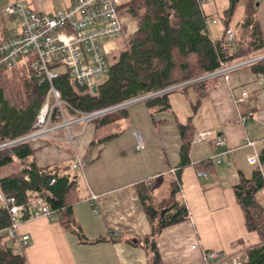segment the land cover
Instances as JSON below:
<instances>
[{
  "label": "crops",
  "instance_id": "obj_1",
  "mask_svg": "<svg viewBox=\"0 0 264 264\" xmlns=\"http://www.w3.org/2000/svg\"><path fill=\"white\" fill-rule=\"evenodd\" d=\"M14 1L0 0V43L8 31L18 29L16 19L3 14ZM25 1L37 12L52 14L67 10L73 0ZM132 1L123 0V5ZM216 1L202 6L206 15L216 17L227 7V0L220 9ZM259 2L257 17L264 35V0ZM206 7L214 13L210 9L207 13ZM120 15L129 21L130 32L136 31L137 25L129 16L122 10ZM207 32L213 38L221 37L223 27L219 22L207 27ZM120 41L122 50V36L112 42V48ZM250 64L211 78L204 86L179 90L197 82L193 81L173 90L176 92L169 91L173 93L168 97L167 111L153 114L144 100L126 107L125 116L117 121L102 125L89 122L84 124L83 132L82 124L81 131L73 125L77 131L71 135L76 140V151L72 153L45 144V139L32 140L38 152L4 168L1 177L20 172L25 166H74L80 161L82 167L78 169L79 201L72 209L75 229L66 230L58 221L46 217L22 222L19 234L31 238L23 251L27 264H152L145 244L151 226L138 186L144 185L161 201L169 197L173 179L178 176L181 200L191 218L162 230L156 237L162 264H245L246 251L262 243L258 233L248 231L234 190L240 173L250 179L255 170L249 164L254 150L246 142L257 143L259 152L264 146V75L252 72ZM242 92H247L249 99L239 107L236 100ZM249 112L254 117L241 123L240 116ZM190 118L195 136L211 131L216 137L222 135L225 145L217 149L212 142L192 144L190 165L182 167V137L177 122L185 123ZM137 133L144 141L142 151L136 150ZM225 151L231 153L217 164L214 156ZM208 160L214 164L213 170H199L198 165ZM202 172L208 177H200ZM93 195L97 200L92 199ZM257 200L264 208V190ZM207 252L219 253L220 260L208 262Z\"/></svg>",
  "mask_w": 264,
  "mask_h": 264
},
{
  "label": "trees",
  "instance_id": "obj_2",
  "mask_svg": "<svg viewBox=\"0 0 264 264\" xmlns=\"http://www.w3.org/2000/svg\"><path fill=\"white\" fill-rule=\"evenodd\" d=\"M202 0H134L121 4L119 10L127 14L137 25L130 32L129 21L124 18L123 48L115 62L109 65L105 82L92 92L85 87H71L66 72L54 82L61 99L69 104L63 109L71 118L104 111L124 103L152 96L144 102L153 114L170 109L171 93L158 94L167 89L195 81L221 69V64L232 66L254 60L264 55V35L258 21L259 0H227V7L216 18L223 27L221 37L207 32L206 15ZM239 7L243 16L235 23ZM232 29L234 41L227 42L225 33ZM19 68L30 80L25 81V107L11 105L0 88V146L17 141L34 133L36 118L46 101L47 84L39 85L27 64ZM255 74L264 75V60L249 65ZM211 79L180 88L200 87ZM123 108L91 122L98 125L111 123L125 116ZM55 124L61 122L58 111L53 114ZM182 146L181 166L190 165L189 157L195 130L191 118L177 122ZM59 125V124H57ZM32 141L13 144L0 149V170L30 159L37 150ZM260 160L264 169V146ZM52 164L42 167L25 166L20 172L0 178V193L14 197L19 204L31 205L41 197L58 215V222L66 229L76 228L73 205L79 201L80 172L74 166ZM210 160L198 165L202 171H211ZM55 181L52 184V181ZM141 201L151 226V234L145 240L151 254L152 264H162L156 237L162 230L187 222L190 212L181 200L180 178H174L169 197L157 201L153 192L144 185L138 186ZM237 202L242 208L249 232L259 234L262 243L246 251L245 264H264V208L259 204L258 194L264 190V177L255 168L250 179L242 173L234 187ZM29 210L24 219L29 217ZM10 216L0 208V264H27L24 252L17 242L8 237Z\"/></svg>",
  "mask_w": 264,
  "mask_h": 264
},
{
  "label": "built area",
  "instance_id": "obj_3",
  "mask_svg": "<svg viewBox=\"0 0 264 264\" xmlns=\"http://www.w3.org/2000/svg\"><path fill=\"white\" fill-rule=\"evenodd\" d=\"M208 1L214 0H202L201 7ZM122 3L123 0H73L71 6L65 11L44 14L33 10L25 0H15L3 10L4 15L16 19L18 29L8 31L0 43V72L12 71L27 64L39 85L47 84L49 86L46 101L33 126L35 131L29 135L30 141L43 139L47 134L62 127L69 130L71 126L79 122L88 121L84 123L87 124L104 116H96L95 113H92L67 122L63 108L70 106L61 99V94L56 89L54 82L59 79L62 72L67 73L68 83L71 87H85L89 92H92L98 84L105 82L110 65L112 42L124 33V21L119 10ZM218 23L219 21L214 17L206 19L207 27ZM225 37L227 42H233V30H227ZM250 63L252 60L232 66H225L222 63L220 70L204 76L203 80L225 76ZM170 89L165 91L169 92ZM248 99L249 94L242 92L236 103L239 107H243ZM138 101L139 99H136L124 103L126 106L123 108ZM55 111H58L64 120L62 126H50ZM253 117L254 114L251 112L244 113L239 120L241 123H245ZM136 137V150L142 151L145 147L143 138L139 133L136 134ZM71 138L74 140L73 137ZM14 142L1 145L0 149L13 145ZM211 142L217 149L225 145L224 137L222 135L216 137L211 131H201L193 140L194 145ZM246 145L254 150L253 155L249 158V164L258 168L264 177L260 153L256 148L257 143L248 141ZM230 153V151L219 152L213 160L220 164L223 157ZM191 165H195V163H191ZM81 167L80 161L74 165L75 169ZM199 176L207 178L208 174L202 172L199 173ZM54 183L53 180L52 184ZM92 199L97 200V196L93 195ZM0 208L7 211L10 216V226L7 230L9 239L17 242L18 250L22 252L29 246L31 240L29 235L19 234L20 226L24 220L46 217L50 221H58L56 212L41 197L28 206L17 203L14 197H6L0 193ZM28 210L30 211L29 217L24 219ZM205 256L208 262L218 261L221 258L217 252H207Z\"/></svg>",
  "mask_w": 264,
  "mask_h": 264
},
{
  "label": "rangeland",
  "instance_id": "obj_4",
  "mask_svg": "<svg viewBox=\"0 0 264 264\" xmlns=\"http://www.w3.org/2000/svg\"><path fill=\"white\" fill-rule=\"evenodd\" d=\"M131 0H125V2H129ZM225 2L224 0H217L216 1V8L218 7L219 9L224 6ZM210 9V8H209ZM208 7H206V12L208 13L209 11ZM212 10V13H214L213 9H210V12ZM242 16V7H239L236 17H235V22H237ZM122 44L121 41L117 42L115 44V46L112 48L111 54H110V64H112L115 60L114 58H116V56H118L119 51L121 50ZM24 78L25 81L30 80L29 76L27 77L25 74H23L22 69L21 68H17L15 70L12 71H8V72H0V88L3 90L4 92V97L5 99L13 106L16 107H25L26 105V99H25V83H24ZM64 114H65V118L67 122H70L72 120H74L75 118H71L67 115V113L64 110ZM61 117V116H60ZM88 122V121H84V122H79L77 123V125L75 124V126L79 127V131H81L80 129V124H82V132L84 131L85 127H84V123ZM59 125H63L64 124V120L61 117V122L57 123ZM57 124H55L53 122V118L51 120V124L50 126H57ZM87 125V124H85ZM76 128L74 127H70L69 130L67 128H60L59 130L55 131V132H51L49 134H47L45 136V144H49L51 145H56V146H60V148H62L63 150H65L67 153H72L73 151H76L74 149V141L76 140H72V136L75 135L76 132ZM72 135V136H71ZM51 138H54L56 140H53ZM58 140V141H57ZM55 142H59V144H55ZM38 152V150L36 151ZM35 152V153H36ZM69 164H71V161L68 162ZM65 166V165H64ZM23 169V168H21ZM4 173V169L0 170V178L1 174ZM5 177V176H3Z\"/></svg>",
  "mask_w": 264,
  "mask_h": 264
},
{
  "label": "water",
  "instance_id": "obj_5",
  "mask_svg": "<svg viewBox=\"0 0 264 264\" xmlns=\"http://www.w3.org/2000/svg\"><path fill=\"white\" fill-rule=\"evenodd\" d=\"M257 6H259V3L257 4ZM261 59H264V56H263V57L256 58V59L252 60V62H254V61H259V60H261ZM203 79H205V77L200 78L199 80H203ZM199 80H197V81H199ZM189 83H193V81H192V82L185 83V84H182V85H179V86H176V87H173V88H171V89L168 90V91L176 90L177 88H180V87H182V86H184V85H186V84H189ZM164 92H167V91H163V92H160V93H158V94H161V93H164ZM152 96H153V95H151V96H147V97H144V98H140L138 102H140V101H144V100H146V99H149V98H151ZM125 106H126V104H123V105H120V106H117V107H114V108H111V109H108V110H104V111L97 112V113H95V114H96V116L105 115V114H108V113L114 112V111H116V110H119L120 108H123V107H125ZM30 140H31V137L27 136V137H24V138H22V139L17 140L16 142H14V144L21 143V142H27V141H30Z\"/></svg>",
  "mask_w": 264,
  "mask_h": 264
}]
</instances>
